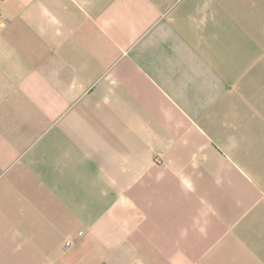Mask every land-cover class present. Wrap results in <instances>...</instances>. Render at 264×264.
Listing matches in <instances>:
<instances>
[{"label":"crops","instance_id":"0c3cea01","mask_svg":"<svg viewBox=\"0 0 264 264\" xmlns=\"http://www.w3.org/2000/svg\"><path fill=\"white\" fill-rule=\"evenodd\" d=\"M0 264H264V0H0Z\"/></svg>","mask_w":264,"mask_h":264},{"label":"built area","instance_id":"2783aa9c","mask_svg":"<svg viewBox=\"0 0 264 264\" xmlns=\"http://www.w3.org/2000/svg\"><path fill=\"white\" fill-rule=\"evenodd\" d=\"M70 243H68V245H69Z\"/></svg>","mask_w":264,"mask_h":264}]
</instances>
